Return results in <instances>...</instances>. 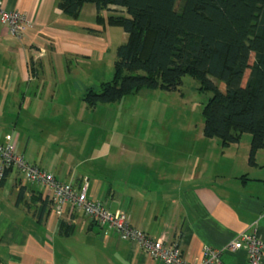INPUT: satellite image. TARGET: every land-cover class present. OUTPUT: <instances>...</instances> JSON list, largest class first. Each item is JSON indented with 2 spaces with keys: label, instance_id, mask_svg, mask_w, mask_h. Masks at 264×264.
I'll list each match as a JSON object with an SVG mask.
<instances>
[{
  "label": "crops",
  "instance_id": "1",
  "mask_svg": "<svg viewBox=\"0 0 264 264\" xmlns=\"http://www.w3.org/2000/svg\"><path fill=\"white\" fill-rule=\"evenodd\" d=\"M0 1L29 21L22 37L0 21V143L15 142L29 163L41 161L61 181H87L89 197L111 212L125 211L152 238L177 243L189 262L201 261L205 246L223 248L243 233L256 231L264 243V156L252 165L251 144L225 147L203 131L163 134L157 127L124 146L98 135L99 124L84 122L104 111L106 104L91 107L84 97L114 75L117 49L129 35L109 18L124 8L99 12L86 3L73 18L58 0ZM68 140H78L89 169H49L35 152ZM71 218L73 230L63 235L46 187L0 183V264H163L111 228L103 232L83 212ZM221 261L245 264L246 247Z\"/></svg>",
  "mask_w": 264,
  "mask_h": 264
},
{
  "label": "trees",
  "instance_id": "2",
  "mask_svg": "<svg viewBox=\"0 0 264 264\" xmlns=\"http://www.w3.org/2000/svg\"><path fill=\"white\" fill-rule=\"evenodd\" d=\"M86 3L99 12L124 8L109 23L129 35L117 49L112 79L86 93L91 107L144 88L177 91L190 75L213 93L204 107V136L226 147L251 133L249 161L256 165L264 149V0H58L57 6L77 18ZM71 219L61 221V234L72 232Z\"/></svg>",
  "mask_w": 264,
  "mask_h": 264
},
{
  "label": "built area",
  "instance_id": "3",
  "mask_svg": "<svg viewBox=\"0 0 264 264\" xmlns=\"http://www.w3.org/2000/svg\"><path fill=\"white\" fill-rule=\"evenodd\" d=\"M0 21L7 26L16 37H22L29 25L25 14L18 10H8L0 1ZM11 185L15 180L21 182L38 183L47 188L49 195L56 205L58 216L64 220L76 212H83L93 222L111 228L121 238H127L140 246L141 251L154 260L163 264H224L221 256L235 253L246 247L247 261L245 264H262L264 257V243L256 231L243 233L240 237L223 248L205 246L203 258L199 262H189L177 243H168L161 236L154 239L144 231L134 227L128 214L123 211L111 212L98 200L88 195V183L84 181L80 186L58 180L54 174L29 163L18 151L15 142L0 143V183ZM264 217V214H263Z\"/></svg>",
  "mask_w": 264,
  "mask_h": 264
},
{
  "label": "rangeland",
  "instance_id": "4",
  "mask_svg": "<svg viewBox=\"0 0 264 264\" xmlns=\"http://www.w3.org/2000/svg\"><path fill=\"white\" fill-rule=\"evenodd\" d=\"M254 60L253 54L251 63ZM248 74L249 72L246 78ZM215 82L222 91L226 90L224 82L217 79ZM212 96V92L201 90L197 78L187 75L177 91L144 88L122 100L107 103L101 107L104 110L102 113L88 116L84 122L90 125L99 124L103 128L98 135L111 142L124 143V146L138 142L151 128L156 130L157 127H163L159 130L163 134H194L204 130V107ZM90 135L96 136L95 131ZM251 139V133L244 132L239 140L241 146L247 148ZM77 141L47 143L46 148L36 149L35 152L42 153L43 164L49 169L81 172L89 169L90 165L86 162L87 154L76 148ZM259 154L264 156V149H259L256 157ZM125 160L126 158L123 159ZM39 165H42L41 161L38 162Z\"/></svg>",
  "mask_w": 264,
  "mask_h": 264
}]
</instances>
